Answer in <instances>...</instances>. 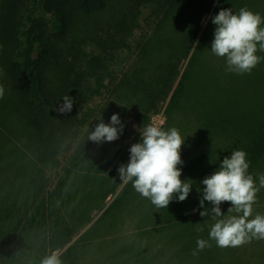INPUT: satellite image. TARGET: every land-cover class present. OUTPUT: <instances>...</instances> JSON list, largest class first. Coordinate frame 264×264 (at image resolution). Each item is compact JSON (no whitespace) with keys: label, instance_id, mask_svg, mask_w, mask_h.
<instances>
[{"label":"trees","instance_id":"16d2710c","mask_svg":"<svg viewBox=\"0 0 264 264\" xmlns=\"http://www.w3.org/2000/svg\"><path fill=\"white\" fill-rule=\"evenodd\" d=\"M215 1L126 0L124 8H129L115 14L112 0H3L0 42L4 64L17 93L16 100L11 99L6 107L17 117L13 120L17 125L16 135L27 138L24 146L19 148L24 159L19 172L0 182V209H5L0 210V245L11 238V247L7 251L8 264H14L18 253L27 255V249H18V246H22L21 241L29 237L28 233L36 239L32 264H41L43 249L50 248L51 252L65 249L83 230V237L94 236L101 224L116 222L118 215L124 212L131 216L135 213L134 205L139 204L137 198L142 196L131 182L118 192L121 182L117 169L121 164L128 163L130 147L141 142L140 132L152 124L150 113L167 101L181 74V62L189 57L184 80L167 106L168 122L162 128H198L195 134L190 135L191 140L184 146V151L180 152L183 164L178 166L182 172L181 180H189L192 189L185 201L174 198L167 208H157L150 201V209L143 216L147 220H143L141 214L139 217L147 226L163 222L157 229V235L164 238L163 244L154 251H164L161 258L165 257L168 264H220V259L226 264H246L241 260L243 248H220L209 239L210 229L216 221L211 216L200 215L204 210L200 207V198L205 187L201 181L213 174L222 160L230 157L235 150L247 153L246 159L250 163L248 173L253 178L254 175L264 174V109L257 122L248 123L233 106L231 115L227 116V107L223 102H215V106H207L211 111L204 119L194 109L190 110L187 99L182 98L186 80L202 68L198 57L208 54L211 49L212 38L206 40L203 50L201 48L204 36L200 37L202 26L199 22L203 14L213 10ZM234 1H239L238 6L242 4V8H249L254 14L258 13L264 20V0H218L214 14L217 9L218 12L231 7L234 9ZM143 9L149 12L147 19H152L151 29L145 31L141 24ZM75 20L81 25L78 38L85 39L86 35H90L99 52L91 55L81 53L77 50V38L63 42L75 27ZM173 22L177 23L171 36L177 34V30L180 34L176 41L166 36L164 31ZM133 38H136L138 55L129 63L131 58L126 60L123 56L133 51ZM67 50L71 55L67 56ZM69 57L70 63L54 78L51 67ZM240 75L237 82H241ZM108 76L111 77L110 82L105 84ZM260 84L264 89V80ZM105 90L109 96L102 100L99 115L97 110L83 115L79 113L78 98L103 96ZM236 94L235 88H232V97ZM254 94L249 89L248 95ZM65 95L72 97L74 104L70 113L61 115L56 108ZM175 97L178 99L175 100ZM113 114H118L124 125L119 138L113 142L91 141L90 133L101 119L109 124ZM91 117L95 118V125L89 126V129H94L78 141V146L65 163L60 162L59 157L76 142ZM132 119L137 122V127L131 138H123ZM205 129L209 133L208 141H213L214 137L222 138L227 140V144L221 142L222 147L218 151L210 148L209 142L208 146L203 143L201 151L199 146ZM43 167L56 170L58 185L52 191L44 189ZM81 189L89 192L90 197L87 203L75 208L73 198ZM33 193L39 199L34 200ZM108 195H115L116 199L105 214L114 213L109 217L104 215L91 225V213L105 206ZM226 204L230 202L222 203L221 209L231 207ZM21 206L24 207L23 213L14 219L11 211ZM205 207L211 208L212 205L205 201ZM172 229L176 231L174 234L170 232ZM181 238H184L183 241H180ZM197 239L209 240L211 247L193 255ZM131 244L143 245L141 240H130L119 246L116 253ZM143 246L153 251L151 244ZM77 252L73 246L66 249L60 256L62 264L77 263ZM153 255L156 256L155 253ZM158 257L151 264H156L160 260ZM2 258L1 255L0 264L3 263Z\"/></svg>","mask_w":264,"mask_h":264},{"label":"rangeland","instance_id":"374dc122","mask_svg":"<svg viewBox=\"0 0 264 264\" xmlns=\"http://www.w3.org/2000/svg\"><path fill=\"white\" fill-rule=\"evenodd\" d=\"M126 0H112L113 4V10L114 13L118 14L121 13V11L127 10L128 8H124V5L126 7L127 2H124ZM3 0H0V9L1 4ZM239 1H234L232 5L235 7L232 9L233 14H239L240 9L242 8V4L238 6ZM218 3V0L215 1L213 5V10L209 13H205L200 17V24L202 26V31L200 32V37L204 36L203 39V46L201 47L202 50L204 49L205 43L207 39H214V30L216 28V25L212 23V17H214L216 14H218V9L214 14V9ZM232 8V7H231ZM244 8V7H243ZM247 10H250L249 8H246ZM145 10L144 14L141 17V24L143 27V30H147L148 28L151 29L150 24L152 19L148 18V10ZM264 10V9H263ZM262 20V23L260 25L261 28H264V20ZM75 27L71 30V32L66 35V37L63 39L65 41L63 42H70L71 39L77 38L76 43L77 44V50L81 51V53L86 54H94L99 52L98 46L96 45V42L91 39L90 35H86L85 39L78 38L79 33V27L81 26L77 20H75ZM175 23V24H174ZM176 23L173 22L167 29H165L166 36H170L171 40L176 41L179 37V31L177 30V34H174L171 36L176 29ZM181 23V22H180ZM180 25V24H179ZM163 31V32H164ZM72 35L74 37H72ZM136 38L132 39L133 44V51L130 53V55L123 56L125 59L131 58L129 61L132 62L137 58L138 51H137V43ZM139 39L137 38V41ZM212 44V43H211ZM158 48V47H157ZM257 52L256 55L261 58L260 63L256 66V68L253 69V71L248 74H241L239 76V80L241 82H237L238 75L235 72H228L226 71V58L225 57H218L216 56L210 49L208 54H200L198 57V60L200 61V64L202 66L201 69H198L194 71L192 75L189 76V78L186 80V88L184 90V93L182 95V98L185 100L187 99L191 109H194V112L197 114H200L204 119H206L210 114V109L207 106L210 107L215 106V102L218 104L223 102V104L227 107L225 110V114L227 116L231 115V108L232 106L235 108L236 113L240 117H243L245 121L248 123H254L257 122L260 117L263 114L264 109V100H263V94L264 89L263 85L260 84V82H263L264 80V51L259 50V45H257ZM156 52V51H155ZM71 55L70 51L67 50V56ZM126 59V60H127ZM71 61V57L68 58V60H65L64 62L54 64L51 68L52 75L57 77L61 71V69L68 65ZM190 61V57L184 59L181 62V74L176 79L174 83V89L173 92L170 94L169 98L166 102L161 104V106L150 113V118H152V124H160L162 127L165 126L168 122V113H167V106L169 105V102L172 100L173 93L178 88L181 83L183 82L184 78V72L186 71V67L188 65V62ZM128 63V64H129ZM124 68H127L123 65ZM200 70V71H199ZM115 73V72H114ZM113 73V74H114ZM110 76L106 77L104 83L108 84L110 82ZM254 85L253 87L251 85ZM260 84V85H259ZM0 86H3L4 88V96L0 98V182H4L5 180H8L9 178L16 176L19 172V168L22 165L23 154L19 148L24 146V141H27V138H22L20 135H16L17 132V125L13 123V120H15L16 115L11 114L12 112L7 111V107L9 106V101L13 98L17 97V93L15 91L13 81L10 78L9 72L4 64V57L2 53V46L0 42ZM232 88H235L237 94L235 97H232L231 92ZM225 89V90H223ZM249 89L251 90V93H256V95H248ZM109 94L106 93V90L104 92L103 96H91L90 98L86 99H77L79 113L83 115L85 112L90 111V113L93 110H97V115L100 113V107L103 104L102 100L106 97H108ZM174 99V98H173ZM178 99L175 97V100ZM99 110V111H98ZM193 111V110H192ZM214 112V111H213ZM204 122V120H203ZM95 125V118L91 117L88 124L82 128L81 132L78 134V137L76 138V142L70 147V149L66 153H62L61 157H59L60 162L65 163L67 157L71 156L73 151L78 146V141L87 135V133L94 129H89V126ZM137 122L135 120H130L128 122V133L123 136V138H131V133L136 129ZM16 128V129H15ZM187 128V127H186ZM206 130V129H205ZM198 131L197 127H193L192 129H181L178 130L179 134L181 135L182 139H184V144L182 145V148L180 152L184 151V146L189 144V141L191 140L190 135L195 134ZM14 132V133H11ZM217 135V133H216ZM215 135V136H216ZM209 133L208 130L205 131L204 136L201 140L199 148L201 149L202 144L206 143L208 146V142L211 144L210 148L220 150L222 145L227 144V140H224L222 138L218 139L214 137L213 141H208ZM16 141V144H13V142ZM16 145L18 147H16ZM229 145L232 146V143L229 141ZM225 147V146H224ZM227 147V146H226ZM230 148V147H229ZM203 149V148H202ZM201 149V151H203ZM27 150V147H26ZM42 171H44V179H43V186H46L44 189L45 191H52L56 188L58 185L57 177H56V170L52 169H46L43 167ZM263 175L255 177L254 175V181L256 183V186L259 188V191L257 193V202L253 205V217L256 214L264 215V187L259 186V178ZM203 177V176H201ZM37 179H40V176H37ZM121 186L118 189V192L122 189V187L125 185V183L121 180ZM45 193V192H44ZM77 196L73 198V207L78 208L81 205H84L88 202V199L90 197L89 192L80 190L76 191ZM32 196V195H31ZM39 199V196L33 193V199ZM0 199H2V196H0ZM116 196L115 195H108L105 199V206L102 209H95L91 214V225L94 224L97 220H99L101 217L106 215L105 213L110 208V205L115 201ZM137 201L139 202L138 205H134V211L133 215L131 216L130 213L124 212L121 215H118V220L116 222L108 223L106 225L100 226V230L96 233L94 236H87L86 238L83 237L84 230L76 235L65 247V249L62 250H56V252L60 253V256L64 254L66 249L73 246L77 249L78 253V261L77 263L74 262L72 264H151V261L153 259H156L158 256L160 257V260L158 259L155 263L156 264H168L165 257L161 258L164 255V251L156 252L158 247H162L163 239L160 235H157L159 231L157 229L160 227V225L163 224V222L157 223L155 225L147 226L143 225V222L140 219L139 214L145 216L146 211L150 209V200L147 198L139 197L137 198ZM36 204V203H35ZM37 205V204H36ZM225 206H231L230 204H226ZM24 207H15L11 214L16 219V216L23 213ZM229 208L221 209L223 210L225 216L222 218H226L227 216L232 215H240L235 212L233 209L232 211H228ZM0 210H5L4 208H1ZM42 210V208H41ZM8 212V210H7ZM114 211H111L106 216H112ZM40 218V217H39ZM41 219V218H40ZM143 220H147L146 217H143ZM89 224L88 227L91 225ZM1 226V224H0ZM144 232H147L145 234ZM172 234H174L176 231L172 229L170 231ZM29 237H26L24 241H21L22 246H18L25 250L26 256L15 252L17 255L15 256L13 262L14 264H32L33 257V246L35 243V238L33 234L28 233ZM184 238H181L180 241H183ZM134 240H141V242L144 244H151V248H147L140 244H131L127 245L120 249V253L118 252L117 248L121 245H125L129 243V241ZM11 238H7L4 240V244L0 245V258L2 255L1 261L2 264H8V258H7V251L11 247ZM7 243V244H5ZM10 243V245H9ZM25 243H27L29 246H26ZM243 248L242 250V256L241 260L245 261L246 264H264V240H256L253 239L250 243L245 244L243 246H240ZM238 249V247H237ZM249 249V250H248ZM116 250V251H115ZM245 251V252H244ZM54 251L51 252L50 248L43 249L42 253V259L46 256H50ZM156 254L154 256L153 254ZM110 255V257L108 256ZM36 257V256H35ZM158 257V258H159ZM35 261V260H34ZM63 261V260H62ZM220 264H226L224 260H219ZM63 264H66V262H63Z\"/></svg>","mask_w":264,"mask_h":264},{"label":"clouds","instance_id":"9594fccd","mask_svg":"<svg viewBox=\"0 0 264 264\" xmlns=\"http://www.w3.org/2000/svg\"><path fill=\"white\" fill-rule=\"evenodd\" d=\"M216 25L211 51L218 57L226 58V71L236 74H250L260 63L256 55L257 45L264 51V28H261V16L246 8L239 14H233L231 8L221 9L212 17ZM198 44V42H196ZM4 88L0 86V98ZM62 100V103H59ZM58 102L56 110L63 115L70 113L74 100L65 95ZM119 115L113 114L110 123L101 119L89 139L93 142L116 141L123 132ZM141 142L133 144L128 163L117 169L120 180L132 183L133 188L143 198H147L157 208H167L174 198L185 201L192 189L189 180H181L183 164L180 150L184 144L176 128L164 130L160 124H149L140 132ZM247 153L235 150L230 157H225L219 168L201 183L205 186L201 193L200 212L202 217L211 216L216 222L211 227L209 239L220 248H236L250 243L253 239L264 240V215L253 217V205L257 202L259 188L254 178L248 173L250 167ZM259 186L264 187V176L259 178ZM205 201L212 207H205ZM230 202L228 211L235 210L240 215L224 217L221 204ZM209 240L197 239L193 255L210 248ZM41 264H62L60 253L54 251L41 260Z\"/></svg>","mask_w":264,"mask_h":264}]
</instances>
